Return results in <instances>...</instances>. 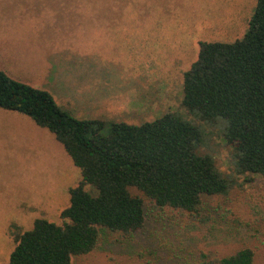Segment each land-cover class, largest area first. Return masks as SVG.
I'll list each match as a JSON object with an SVG mask.
<instances>
[{
  "label": "rangeland",
  "instance_id": "1",
  "mask_svg": "<svg viewBox=\"0 0 264 264\" xmlns=\"http://www.w3.org/2000/svg\"><path fill=\"white\" fill-rule=\"evenodd\" d=\"M258 0H0V70L50 93L81 120L141 126L179 113L200 126L226 176L233 149L219 135L227 122L200 123L181 108L185 74L201 43H235L249 29ZM225 131V130H224ZM104 133H107L105 131ZM206 137V136H205ZM206 140V138H205ZM241 177L227 195L207 197V225L177 213L149 212L122 244L105 239L74 264H202L243 247L264 264V178ZM83 180L63 145L28 116L0 108V264L38 219L61 224L70 190Z\"/></svg>",
  "mask_w": 264,
  "mask_h": 264
},
{
  "label": "trees",
  "instance_id": "2",
  "mask_svg": "<svg viewBox=\"0 0 264 264\" xmlns=\"http://www.w3.org/2000/svg\"><path fill=\"white\" fill-rule=\"evenodd\" d=\"M108 2L102 0L99 10L108 13ZM183 96L181 108L200 123L227 122L219 135L233 149L232 174L225 176L214 155L203 152L205 131L179 113L141 126L81 120L50 93L0 70V108L54 134L83 176L70 190L61 224L38 219L29 231L11 229L16 247L8 264H74L106 238L120 244L132 239L149 212L168 210L205 226L211 220L205 198L227 195L241 177L264 178V0L241 40L201 43L184 76ZM202 264H257L256 252L243 247L220 259L203 254Z\"/></svg>",
  "mask_w": 264,
  "mask_h": 264
}]
</instances>
